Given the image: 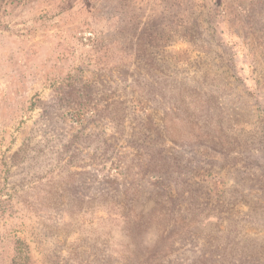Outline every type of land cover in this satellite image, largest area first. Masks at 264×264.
<instances>
[{
	"label": "rangeland",
	"instance_id": "rangeland-1",
	"mask_svg": "<svg viewBox=\"0 0 264 264\" xmlns=\"http://www.w3.org/2000/svg\"><path fill=\"white\" fill-rule=\"evenodd\" d=\"M0 264H264V0H0Z\"/></svg>",
	"mask_w": 264,
	"mask_h": 264
}]
</instances>
